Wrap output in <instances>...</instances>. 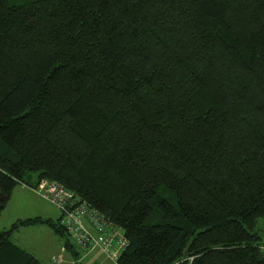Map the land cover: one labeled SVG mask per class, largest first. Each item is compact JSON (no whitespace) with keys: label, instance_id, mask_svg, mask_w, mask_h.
<instances>
[{"label":"trees","instance_id":"16d2710c","mask_svg":"<svg viewBox=\"0 0 264 264\" xmlns=\"http://www.w3.org/2000/svg\"><path fill=\"white\" fill-rule=\"evenodd\" d=\"M32 175L121 229L116 264H264V0H0V217ZM36 223L0 264H43Z\"/></svg>","mask_w":264,"mask_h":264},{"label":"built area","instance_id":"2783aa9c","mask_svg":"<svg viewBox=\"0 0 264 264\" xmlns=\"http://www.w3.org/2000/svg\"><path fill=\"white\" fill-rule=\"evenodd\" d=\"M32 189L59 210L62 216L60 224L76 245L83 251L99 247L112 261L117 262L128 245L120 228L56 181L41 179Z\"/></svg>","mask_w":264,"mask_h":264},{"label":"rangeland","instance_id":"374dc122","mask_svg":"<svg viewBox=\"0 0 264 264\" xmlns=\"http://www.w3.org/2000/svg\"><path fill=\"white\" fill-rule=\"evenodd\" d=\"M29 206V207H28ZM34 211L42 212V217L44 220H51V224L49 223H38L37 226L39 230H35L33 244H37V242L41 243L42 241L50 244V247L54 248L57 251V247L65 248V243L69 235L59 233L54 227L53 224L58 223V218H60L59 210L49 203L46 200H42L36 195H33L31 192H26L25 194H21L20 192H14L11 198L9 199L5 210L0 218V230H8L11 228L13 222L18 221V218H22L23 216L28 215V213H34ZM23 214V215H22ZM36 215V213H35ZM34 216V214L29 215ZM20 219V220H22ZM10 226V227H9ZM259 231L264 236V218L258 221ZM24 232L21 233V236H24ZM70 240V239H69ZM74 246V250L78 251L80 254L81 264H116V262L112 261L99 247H95L89 251H80L79 247L71 241ZM261 244L264 245V237ZM67 250V248H66ZM70 250H67V255L70 257ZM264 252V247H263ZM51 264V263H48Z\"/></svg>","mask_w":264,"mask_h":264},{"label":"crops","instance_id":"0c3cea01","mask_svg":"<svg viewBox=\"0 0 264 264\" xmlns=\"http://www.w3.org/2000/svg\"><path fill=\"white\" fill-rule=\"evenodd\" d=\"M30 181H31V184L35 185L37 183V176L32 175ZM14 192H20L21 194H25L26 192H31L33 195L38 196L33 191L31 185H27V184H20L19 186L16 187ZM14 192H13V194H14ZM38 197L41 198L40 196H38ZM42 200H44V199H42ZM35 213H36V215H35ZM2 214H1V216H2ZM32 214H34V216H29ZM42 216H43L42 212L34 211V213L31 212V213H28V215L23 216V219L18 218L17 219L18 221L13 222L12 225H10V226L12 227L17 222L25 221L28 219H34V218H41ZM20 219H22V220H20ZM41 219H43V218H41ZM37 224L38 223L27 225V226L26 225L25 226H19L12 233L11 238H12L13 242L16 245H18L19 247H21L22 249L26 250L27 252L33 254L43 264H48V263H51V264H81V259L79 258L80 254L78 256H75V254L73 252H72V254L70 252V254H71L70 257L66 254L67 253L66 245H65V248L64 247H61V248L57 247V251L54 248L50 247V244H48L45 241H42L41 243L37 242V244L34 245L33 242L35 241V239H34V233L33 232L35 230H39V228L37 226H34ZM4 229L8 230L7 228H4ZM0 231H4V230H0ZM22 232L25 233L24 236H21ZM79 250L83 251L80 247H79ZM74 252H78V251L74 250Z\"/></svg>","mask_w":264,"mask_h":264}]
</instances>
